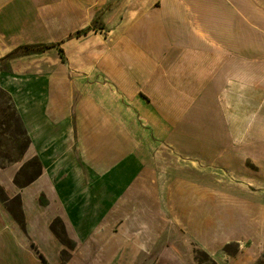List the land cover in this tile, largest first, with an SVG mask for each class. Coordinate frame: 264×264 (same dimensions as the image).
Masks as SVG:
<instances>
[{"label":"crops","instance_id":"1","mask_svg":"<svg viewBox=\"0 0 264 264\" xmlns=\"http://www.w3.org/2000/svg\"><path fill=\"white\" fill-rule=\"evenodd\" d=\"M0 90V264H264V0H0Z\"/></svg>","mask_w":264,"mask_h":264},{"label":"trees","instance_id":"2","mask_svg":"<svg viewBox=\"0 0 264 264\" xmlns=\"http://www.w3.org/2000/svg\"><path fill=\"white\" fill-rule=\"evenodd\" d=\"M0 128L1 135L8 136L9 142H11L19 156L17 159L13 158L11 152L1 156L3 162H0V168L5 167L14 161L20 160L30 145V138L23 126L20 116L16 110L13 99L9 93L4 90H0ZM40 164V163H39ZM41 173L40 170L37 171L36 175ZM33 180L31 177L26 183Z\"/></svg>","mask_w":264,"mask_h":264},{"label":"rangeland","instance_id":"3","mask_svg":"<svg viewBox=\"0 0 264 264\" xmlns=\"http://www.w3.org/2000/svg\"><path fill=\"white\" fill-rule=\"evenodd\" d=\"M1 102V101H0ZM7 152H11L13 158L17 159V157L19 156L18 152L15 149V146L9 142L8 140V136H2L1 135V128H0V162H3V160L1 159V156L6 154ZM33 170H36L35 168H32ZM33 172V171H31ZM218 178L220 179H226V180H232L231 182L233 185L234 189H242L244 191H247L249 193H252L251 191H260L263 192L264 191V187L262 186H254L251 185V182H241L240 180H236L239 178H236L234 174L231 173H227L224 174V172H220L217 173ZM240 182V183H239ZM264 194V193H263ZM239 249V245L236 246V248H230L228 249L230 252L236 253ZM197 257L200 261L201 264H216L214 263V261L206 254L203 252H199L197 254Z\"/></svg>","mask_w":264,"mask_h":264}]
</instances>
